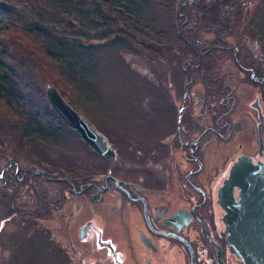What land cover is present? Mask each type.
<instances>
[{
  "label": "flooded vegetation",
  "instance_id": "flooded-vegetation-1",
  "mask_svg": "<svg viewBox=\"0 0 264 264\" xmlns=\"http://www.w3.org/2000/svg\"><path fill=\"white\" fill-rule=\"evenodd\" d=\"M174 6L149 59L163 72L142 100L140 142H102L108 154L86 142L0 146V220L40 221L62 264H243L219 193L239 157L264 161V27L234 26L218 0Z\"/></svg>",
  "mask_w": 264,
  "mask_h": 264
},
{
  "label": "trees",
  "instance_id": "trees-1",
  "mask_svg": "<svg viewBox=\"0 0 264 264\" xmlns=\"http://www.w3.org/2000/svg\"><path fill=\"white\" fill-rule=\"evenodd\" d=\"M154 1L160 5V0H0V135L12 142H57L67 126L49 106L45 84L72 106L99 102L96 70L100 59L108 60L99 47L140 51L135 33L153 32L141 25L140 15L154 23ZM240 1L218 3L234 26L245 18L246 27H264V15L259 16L264 0H247L255 3L249 14ZM202 5L208 20L213 8Z\"/></svg>",
  "mask_w": 264,
  "mask_h": 264
},
{
  "label": "rangeland",
  "instance_id": "rangeland-1",
  "mask_svg": "<svg viewBox=\"0 0 264 264\" xmlns=\"http://www.w3.org/2000/svg\"><path fill=\"white\" fill-rule=\"evenodd\" d=\"M154 3V23L147 22L140 15L142 17L141 25L149 26L153 30V34H146L142 30L136 32L134 38L135 41H139V46L149 43L146 51L143 52V47H141L140 51L134 50L124 53L112 47H99L98 54L108 58L105 62H103L104 59H100V66L96 70L95 89L99 96V102L90 99L76 106L78 109L71 105L92 128L103 136L105 142H140L142 100L150 97L146 92L151 93L159 90L156 80L163 70L161 65L155 66V63L157 64L155 60L149 59L156 57L155 51L158 48H163L156 47L160 46L157 43L159 42L158 39L166 40L167 36L164 38V33L171 31L173 27L175 0H160V5L155 1ZM240 4L244 7L245 14H249L252 6L255 5L252 2L247 3V0H241ZM230 16L236 19L233 12L230 13ZM246 23L247 20L244 18L241 27H246L245 25L248 24ZM157 32H159L158 39ZM159 59V61L162 60L161 57ZM49 84L46 83L44 88H48ZM126 130L131 134H126ZM12 141V138L7 137L5 139L0 135L2 150L15 155L14 150L9 151L4 144L1 145L2 142ZM42 142L52 141L46 139ZM57 142L81 141L77 136L75 137L69 128L63 126L60 129V137ZM30 151L31 149L25 146L17 153L18 157H27L26 155ZM42 225L40 221L31 219L17 222L0 220V264H62L61 252L50 249L51 246L48 245ZM70 264H74V262Z\"/></svg>",
  "mask_w": 264,
  "mask_h": 264
},
{
  "label": "water",
  "instance_id": "water-1",
  "mask_svg": "<svg viewBox=\"0 0 264 264\" xmlns=\"http://www.w3.org/2000/svg\"><path fill=\"white\" fill-rule=\"evenodd\" d=\"M45 95L50 107L83 142L99 154H108L100 135L55 87H48ZM234 188L238 189L237 198ZM219 200L225 210L223 221L230 252L243 264H264V161L254 164L250 158L239 157L230 169Z\"/></svg>",
  "mask_w": 264,
  "mask_h": 264
}]
</instances>
